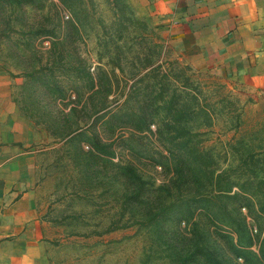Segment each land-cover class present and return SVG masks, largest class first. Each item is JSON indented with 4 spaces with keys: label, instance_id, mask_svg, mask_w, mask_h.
<instances>
[{
    "label": "rangeland",
    "instance_id": "1",
    "mask_svg": "<svg viewBox=\"0 0 264 264\" xmlns=\"http://www.w3.org/2000/svg\"><path fill=\"white\" fill-rule=\"evenodd\" d=\"M19 1L17 7H6L10 21L22 25L14 28L30 32L46 27L48 31L44 39L43 34L34 35L31 40L11 34L10 43L19 40L17 50L0 38V67L10 78L12 98L21 114L32 121L51 123V117L41 120L43 114L56 116L57 110L66 113L72 107L67 96L71 95L72 100L76 94H80V102H84L88 111L96 110L102 102L99 91L106 77L112 81L113 104L108 109L116 105L110 109L114 113L118 110L116 118L130 110L133 101L146 106L151 113L149 121L154 124L150 133L121 127L115 140L116 134L108 129L102 133L97 124L101 119H97L96 132H86L79 141L84 152L90 149L93 153L89 146L93 135L101 136L105 143L112 141L111 162L133 165L135 174L157 187L170 174L152 168L144 154L154 155L152 152L161 150V142L175 136L166 133L159 136L154 129L164 123L173 129L198 126L200 134L196 138L183 139L194 140L214 156L213 188L221 185L215 176L226 168L231 172L229 196H233V203L241 201L245 205L239 210L240 216L247 221V208L254 212L264 207V95L249 90L222 71L180 58L147 20L134 13L129 0H65V5L57 0ZM153 44L158 47L153 48ZM37 67L45 69L34 73ZM48 72L57 81V88L51 86L52 91L63 88V100L43 95L38 81L45 79L44 75L48 77ZM88 78L100 83L96 91ZM129 85L133 93L127 97ZM93 91L96 94L90 95ZM180 111L188 112L187 116L180 117ZM39 126H35V142L27 149L34 165L27 194L48 264L178 263L167 246L172 244L171 236L160 237L154 228L138 227L135 220V226L130 225L128 215L121 214L123 187L118 178H114L117 182L110 179L114 175L108 162L101 173L95 167L88 171L86 166H91L93 159L81 157L71 146L53 145ZM137 137H141L137 139L141 145L138 150L147 151L130 154L123 143ZM240 151L244 170L238 178L235 168ZM243 180L245 196L238 191ZM254 219L257 223L264 221V214L255 213ZM113 222L125 226L105 232ZM164 236L168 237L166 242L161 239ZM203 241L207 247L208 241L217 244L214 233Z\"/></svg>",
    "mask_w": 264,
    "mask_h": 264
},
{
    "label": "trees",
    "instance_id": "2",
    "mask_svg": "<svg viewBox=\"0 0 264 264\" xmlns=\"http://www.w3.org/2000/svg\"><path fill=\"white\" fill-rule=\"evenodd\" d=\"M57 1L65 5V0ZM19 3H21L19 0H0V25L2 24L0 38H3L5 42L10 43L8 38L11 34L20 38L27 37L31 40L34 35H44L48 32L45 30L46 27L30 32L16 30L14 26L21 24L10 21V14L6 11V7L11 9L10 7H17ZM44 36L43 39L47 37V35ZM18 42L19 40L10 43L14 50H17ZM152 47L156 48L158 45L153 44ZM43 69L37 67V71L34 73ZM47 75L48 77L44 75L45 79L42 77L44 81L41 79L38 81L43 89V95L49 99L63 100L65 97L63 88L59 87V89H55V92L52 91L51 86L57 88V81L55 78H51V72H48ZM27 76L34 78L32 73H27ZM36 78L33 82H36ZM88 79L91 88H96V91L100 83L94 79ZM101 84L99 94L102 102L96 110L88 111L84 102H80V94H76L72 95V100L71 95L67 96L72 107L66 113L57 110L56 116H50L48 112H43L41 120L51 117L53 118L51 123L32 121L29 116L26 118L31 120L35 126H39L43 122L39 127L51 139L53 145L60 144V148L71 146L81 157L93 159L91 166H86L88 171L95 167V169L98 168L96 172L101 173L109 163L113 168L114 175L110 179L118 178L123 187L119 202L121 214L128 215V220H131L130 225H133L135 220L139 225L138 227L154 228L160 237L161 234L171 236L172 244L167 246L173 254L172 257L177 259V264H264V221L257 223L254 219L255 213L264 214V207L259 208V210L255 209L254 212L247 208L249 214L247 221L246 217L240 216L239 210L245 208V205L241 201L233 203V196H229L232 185L228 178L231 172L226 168L221 170L219 176H215V178L220 179L221 185H216L213 188L215 183H213L211 166L216 164L214 156L211 155L210 150H203L194 140L183 139L186 137L196 138L200 134L198 126L187 127L184 125L175 129L165 123L162 124L163 126H157L154 133H158L159 136L166 133L175 136V138L168 142H161V150L156 151L157 149H155L156 152H152L154 155L145 153L147 151L145 149L138 150L141 145L137 139H141V137L124 141L123 144L125 145L123 146L127 152L130 154L145 153V159L148 160L152 168L157 167L161 172L170 174L169 178L162 181L157 187H153L148 180L142 178V175L135 174L133 165H120L117 162H111L114 152L110 150L111 147L109 146L112 141L105 143L101 136L99 138V135H93L92 143L89 145L90 148H93V153L90 152V149L85 152L81 149L79 146L80 139L85 137V133L90 130L96 132V128L98 129L99 126H101L104 134L107 129L111 134H116L121 127L126 126L138 133H150V126L154 124L149 121L151 113L146 106L136 104L133 101L131 104L134 106L131 105L130 110L124 111L123 109L124 112L118 115V118H123V121L116 118L115 115L118 110L116 109L115 113L111 111L116 108V105L111 107V110L108 109V106L113 104L110 100L112 81L105 77ZM132 93V86L129 85L126 96L132 95ZM92 94H96V92L93 91L90 95ZM62 106H67V103ZM187 114L188 112L180 111V117L184 118ZM91 117L93 119L89 121ZM114 118L117 120L115 121ZM97 119H101V122L97 123ZM96 123L99 126H96ZM118 138L119 135L116 134L115 140ZM238 155L239 163H237L235 173L240 178L243 175L244 164L242 152L240 151ZM222 160H225V156H222ZM243 186H246L244 180L238 186V191L245 196L246 193L242 190ZM252 223L255 224L254 227L256 228L253 227ZM181 224L183 225L182 228L180 227ZM124 226L125 224L113 222L108 225L105 232H111ZM209 228H212L213 231H209ZM185 230H187L186 233ZM213 233L217 238V244L208 241L209 246L207 247L203 238L213 236ZM166 236L161 238L165 242L168 238ZM177 239L178 241L175 242ZM252 248H256L255 251H252Z\"/></svg>",
    "mask_w": 264,
    "mask_h": 264
},
{
    "label": "crops",
    "instance_id": "3",
    "mask_svg": "<svg viewBox=\"0 0 264 264\" xmlns=\"http://www.w3.org/2000/svg\"><path fill=\"white\" fill-rule=\"evenodd\" d=\"M180 58L222 71L264 95V0H129ZM35 125L0 67V264H48L27 191Z\"/></svg>",
    "mask_w": 264,
    "mask_h": 264
}]
</instances>
